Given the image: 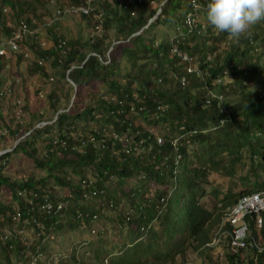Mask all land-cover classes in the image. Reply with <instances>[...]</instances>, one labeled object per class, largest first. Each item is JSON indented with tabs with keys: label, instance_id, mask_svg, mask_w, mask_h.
Here are the masks:
<instances>
[{
	"label": "trees",
	"instance_id": "obj_1",
	"mask_svg": "<svg viewBox=\"0 0 264 264\" xmlns=\"http://www.w3.org/2000/svg\"><path fill=\"white\" fill-rule=\"evenodd\" d=\"M156 1L159 7L149 9ZM207 3L0 0L6 52L0 72L13 55L27 59L30 52L37 59L32 75L46 77L50 63L60 90L67 85L62 94L48 95L44 113L17 102L8 118L0 110V124L15 141L0 155V236L8 233L0 240V264H85L75 242L86 236L88 246L114 214L120 239L114 242L108 237L116 232H105L90 246L93 264H189L183 262L189 250H206L224 208L239 194L214 190L215 202L207 208L196 181L236 170L253 155L264 157V20L231 37L207 22ZM80 6L94 9L78 13L91 30L86 35L66 40L51 27L50 49L38 34L23 37L16 50L6 45L23 18L33 30L41 18L60 19ZM174 48L193 59L199 74L187 72L190 65ZM12 93V86L2 89L0 101ZM0 135L7 140L6 132ZM20 154L33 171L16 181L7 169ZM250 229L256 236L253 222ZM261 236L264 241V226ZM222 238L218 260L240 263L241 256L225 252L229 238ZM60 242L76 245L74 251L58 252ZM256 262L263 264L262 255Z\"/></svg>",
	"mask_w": 264,
	"mask_h": 264
},
{
	"label": "rangeland",
	"instance_id": "obj_2",
	"mask_svg": "<svg viewBox=\"0 0 264 264\" xmlns=\"http://www.w3.org/2000/svg\"><path fill=\"white\" fill-rule=\"evenodd\" d=\"M160 4H161L160 2L158 3L156 1L149 6V9L152 10L158 8ZM4 15L7 20V25H10L12 23V20L9 21L10 18L9 11L4 13ZM41 19L39 23L40 25H38V29H36L35 32H39L38 35L39 36L41 35V37L43 38L42 42L46 43L45 47H43L45 48V50L50 49L52 46V42L50 40V35H49L50 34L49 28L51 27L54 28V30L57 32L56 33L57 35H63L66 38V40H70V39L74 40L77 37L81 36L82 34L86 35L88 32H91V30L86 27V22L82 21L78 14H70L64 16L63 18L61 17L60 19H56L55 17L52 16L44 17ZM163 31L165 32V28H162V32H158L160 33V37L162 39L165 38ZM226 44L228 45V47L231 45L229 42H226ZM31 54L29 52V56L27 59L21 58L20 60H18V56L13 55V57L8 60L7 67L0 72V90L5 89L7 86H12L13 88V93L10 96H7L0 101V110L2 113L1 115L2 118H8L10 116L11 111H13V104H15L16 102H19L23 106L24 105L27 106L28 104L29 111L35 114L36 113L39 114V112L44 113V111L47 110L46 108L48 103H46V98L48 97V95L53 92H56L57 94L58 93L62 94L64 90H66L67 88V85H63L62 90H60L59 82H61V80H58L56 71L55 69L51 68L50 63L44 66L45 67L44 70L47 71L45 73L46 77L44 75H38L37 72H35L32 75L30 73V68L32 64L36 62L37 59L35 58L34 54L32 55ZM262 63L264 65V58L262 59ZM58 90H60L61 93L60 91L58 92ZM36 94H38V96ZM26 122H28V118ZM0 132L1 133L6 132L7 135L6 136L7 140H5V138L2 137V135H0L3 138L1 139V143L2 142L3 143L0 145V150H1L0 153H2L4 152L3 149H1L3 148V146H5V148L10 149L14 146L15 141L13 138L10 137L9 134H7L8 131L5 129L3 125L1 126V124H0ZM248 162H251V160ZM237 166L239 167L236 170L233 169V171H230L229 173H222L221 175L210 173L205 178L198 179L196 181V184L203 189L205 194L204 197L201 199L202 204H204L207 208L211 207L212 203L215 201V198L212 197L214 190L215 193L217 194H219V192L224 193L227 190L236 191L240 189L241 186L243 187V191L248 190V188L251 186V182L255 179V174H257L254 171L259 169L255 167H251L250 163H246L245 160L239 163ZM32 171L33 168L31 163L21 154L13 158L12 164L7 169L8 174H10L13 177V179L16 181H18V179L22 177L29 175ZM261 176H264V174H262ZM126 184L127 185L125 186L129 187L128 183ZM63 193H64L63 190H59L60 196H62ZM6 194L7 193H4V195ZM6 197L9 196L6 195ZM113 220L114 222L102 223L101 230H103V232H101L97 236L94 235L89 237L87 239V241H90L88 246H87V242H85V238L87 237L83 236L78 238L77 242H75L76 245L80 244V246H76V245L72 246L71 242L68 244H64L66 241H64V243L60 242L58 247V252L60 253L62 252V254L63 251L64 253L65 252L69 253L70 251L73 252L76 246L75 254L78 260L81 263L93 264L91 259L92 254H91L90 246L95 245L101 238H103V234L105 232L112 230H113L112 232H116L108 237L110 239H113L114 242L120 239V234H122V231L119 232L117 230L118 217L116 214H114ZM100 227L98 226V228ZM153 229L155 231H158V229H156L154 225H153ZM24 234H25L24 236H26L27 239L30 237L28 232ZM70 239L71 240L69 241H73L72 238ZM93 248L95 250H99L101 246L98 245ZM193 251H194L193 249L189 250L183 256L184 257L183 262H187L189 264H228L227 262L225 263L224 260L222 261L218 260L220 256L223 254L219 255L220 253L218 254L217 250H213V251L204 250L200 254L195 253L196 251L195 252ZM180 258L182 259V257H178L177 259L180 260ZM256 259H257L256 255L253 254L250 250L242 255V258L240 259L241 260L240 263H238V261H236V263L248 264L249 260H253L254 264H258V262H256ZM99 263L100 260L98 261V264ZM263 264H264V255H263Z\"/></svg>",
	"mask_w": 264,
	"mask_h": 264
},
{
	"label": "clouds",
	"instance_id": "obj_3",
	"mask_svg": "<svg viewBox=\"0 0 264 264\" xmlns=\"http://www.w3.org/2000/svg\"><path fill=\"white\" fill-rule=\"evenodd\" d=\"M22 1L24 3H30L32 0H29V1L22 0ZM109 1H112V0H109ZM116 1L118 2L127 1L130 4L134 3V0H116ZM138 1L141 2L142 0H138ZM194 7L198 11L201 9V5L198 3L194 4ZM75 9H89L90 11L89 14L94 11L93 7H84V6H80ZM6 12L7 11L4 10V13ZM204 12L206 15L207 22L211 26H213L216 30L220 32H225L229 34L231 37L238 38L244 33H246L251 25H254L255 23L261 20H264V0H208L207 6L206 8H204ZM70 14H73V13H70ZM58 16L59 14L56 15V17ZM156 17L157 16H155V18ZM152 20L149 23H151ZM187 23L188 25H192L191 20L189 19ZM15 26H12V29ZM95 30L97 32H100L101 25L96 26ZM43 43L45 42H42L41 45H43ZM173 53L177 54L179 59L182 62H186L190 65V67L187 69V72H191V71L196 72V67L193 65L192 58H190L187 55H184V54L182 55L178 53L175 48L173 49ZM183 57H186L187 59L183 60ZM196 73L199 74L198 72ZM180 83L183 86L185 83V80L181 79ZM158 142L161 143V139L158 140ZM172 144L176 149L175 141H173ZM7 151L8 150L0 153V155H3ZM250 165L251 167H255L259 169L260 171L259 170L254 171L257 174H255V179L251 182V186L248 188V190L243 191V187L241 186V188L236 191L227 190L226 192L222 193L223 195H225L227 192L229 194V191H230L231 194H239V196L235 199L234 203H232L229 206H226L225 208L223 206H220L219 204L217 205V208H219V206H220V209L221 207L224 208L222 216H221L222 221L219 226V229H217L216 231V234H214L210 242L206 244V248H205L206 250L208 251L218 250L220 244L222 243V239H223L222 237L227 236L229 238V243L228 242L226 243L225 252H228L233 255L237 254L238 256H241L242 258V255L245 252H248L251 250V252L256 255V258H258L260 255H262L263 257L264 241L261 236V230L264 226V209H261L257 213H252V214L245 216L244 222H245L247 229H246V232L242 235L241 239L237 241V244H233L234 239H233L232 232L235 226L232 225L230 222H227L224 220L225 213L229 211L231 208H233L235 205H237L241 199H249L254 196H257L260 199H262L264 203V176H261L262 174H264L263 172L264 171V157H256L253 155ZM257 185H261L262 188L256 190ZM251 222H253L254 230L256 231V236L253 235L251 232V229H250Z\"/></svg>",
	"mask_w": 264,
	"mask_h": 264
},
{
	"label": "built area",
	"instance_id": "obj_4",
	"mask_svg": "<svg viewBox=\"0 0 264 264\" xmlns=\"http://www.w3.org/2000/svg\"><path fill=\"white\" fill-rule=\"evenodd\" d=\"M29 1V0H26ZM75 14L83 13V14H89V9H72ZM35 22H33L34 24ZM38 29H30V27L27 25V22L25 19H22L18 22V24L13 28V34L10 40L6 42V45L11 50H16L18 48V42L23 37L32 36L34 34H38V32H35V30ZM6 52L3 49V46L0 45V56L5 55ZM186 57H183V60H186ZM1 96V92H0ZM19 104V102H17ZM17 113L19 114L20 111L18 110ZM36 208V207H35ZM35 208H32L35 209ZM42 208L50 209V206H43ZM261 209H264V203L262 199H260L257 196H254L249 199H241L237 205H235L233 208H231L229 211H227L224 215V220L227 222H230L232 225L235 226L232 234L234 242L233 244H237V241H239L242 237V235L246 232V225L244 222V218L246 215L257 213ZM20 216L19 214H16V216L13 218L15 222L19 220ZM8 238V233L6 235L0 236V240H6Z\"/></svg>",
	"mask_w": 264,
	"mask_h": 264
}]
</instances>
